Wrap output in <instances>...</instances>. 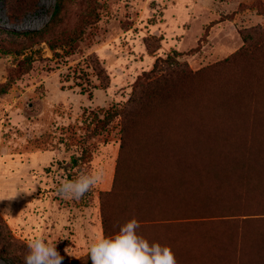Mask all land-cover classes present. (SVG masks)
Returning <instances> with one entry per match:
<instances>
[{"label":"rangeland","instance_id":"1","mask_svg":"<svg viewBox=\"0 0 264 264\" xmlns=\"http://www.w3.org/2000/svg\"><path fill=\"white\" fill-rule=\"evenodd\" d=\"M55 5L56 0H0V85L26 55L34 56L31 69L0 97V193L32 191L0 200V223L21 242L12 248L19 256L16 264H24L28 249L23 244L36 237L57 243L62 264H89L93 241L110 238L133 218L140 223L138 234L171 247L178 264H264L262 216L244 222L242 230L241 224L215 216L220 208L198 210V218L163 220L170 203L159 192L169 193L165 187L171 179L154 153L145 152L144 162L125 168L121 191L114 188L123 124L118 112L136 82L169 55L199 70L239 53L243 35L252 36L251 52L236 57L245 68L216 76L195 91L188 106L178 101L160 122L163 130L178 133L176 140L185 118L195 128L225 122L241 132L253 127L249 117L256 101L264 106V43L257 44L264 36V0H64L53 19ZM40 28L46 30L35 39L3 30ZM78 28L82 34L72 45L51 50L48 40ZM99 65L108 75L106 85ZM260 123L264 128L262 114ZM257 141V152L264 150V137ZM216 156L203 148L184 158L182 150L171 165L179 170L180 162L190 161L202 190L208 177L200 169L214 165ZM96 169L103 170L102 182L80 199L58 194L61 181ZM174 180L183 183L181 174ZM230 195L236 212L242 204ZM214 204L203 201L198 207ZM104 211L111 217L108 233ZM0 264L9 263L0 256Z\"/></svg>","mask_w":264,"mask_h":264},{"label":"trees","instance_id":"2","mask_svg":"<svg viewBox=\"0 0 264 264\" xmlns=\"http://www.w3.org/2000/svg\"><path fill=\"white\" fill-rule=\"evenodd\" d=\"M63 5L64 0H56L53 19L61 13ZM94 11L92 8L89 20L93 18ZM3 30L10 34L35 39L46 28L22 31ZM82 31L83 29L78 28L72 32L61 33L48 40V44L51 50L57 51L61 45H72L81 36ZM243 39L244 47L239 53L218 62L215 66L193 70L187 62H181L169 55L165 59L158 60L151 72L136 82L128 102L118 112L122 116L123 124L114 182L115 193L121 191L118 190L121 186L122 171L125 168H131L138 161L144 162V154L149 151L164 160L165 174H168L171 179L166 182L165 187L169 193L159 192L167 197V201L170 203L163 220L172 222L175 219L198 218V210L205 209L204 211L209 213L215 208H220L222 210L216 211L217 215L215 216L225 217L229 222L241 224L238 227L242 230V224L255 216L264 218V154L258 156L260 153H264V150L258 152L256 150L257 140L264 137V128L260 125V116L264 115V106L261 102L257 103L256 101L255 114H251L249 117L253 127L246 132H241L238 125L236 127L234 124L226 122L218 123L215 127L200 126L195 128L188 124L190 118H185L187 123L183 126L179 139L176 140L178 133L174 134L173 131L163 130V125L160 122L167 112L176 109L178 101H182L184 106H188L195 91L198 88L205 89L211 81L216 79V76H220L221 73L228 76V73L235 69L245 68L244 64L237 61L236 57L242 53H250L254 41L253 37L249 35H243ZM263 43L264 36L257 44L260 47ZM146 44L148 49H153L149 40L146 41ZM33 58L31 53L18 63L13 75L0 85V97L9 92L19 74L31 69ZM99 77L106 85L108 75L100 65ZM101 125L105 126V123L101 122ZM99 126L97 125V127ZM173 137L174 140H172ZM203 148L207 151H216L218 156H216L215 164L210 168L200 169L201 174L208 177V180L202 179V191L198 190V183L201 181L198 175H195L198 171L197 167H193L194 165L190 161L180 162L179 170L175 169L177 166L175 163L171 164L172 160L174 161L178 154L182 153V150L184 158H189L195 153H201ZM256 158L260 163L256 162ZM76 163L77 160L73 159L70 165L75 166ZM178 174L183 177V183L179 186L174 180ZM201 191L202 196L199 200L197 197ZM144 192V188L141 187L142 196H144ZM230 194L236 195L242 204L236 212L230 205V196H232ZM155 196L158 197L159 194L156 193ZM164 196L161 199L165 203ZM203 201H214L216 205L199 208L198 203H203ZM193 211L194 214H190ZM113 219L115 220V217ZM103 221L105 231L108 233L111 217L105 211ZM116 233H112L110 237ZM215 235L218 237L217 234ZM20 244L21 242L2 224L0 226V256L9 264H16L19 256L12 248ZM23 245L28 249L26 243ZM88 261L89 264H92L89 254Z\"/></svg>","mask_w":264,"mask_h":264},{"label":"clouds","instance_id":"3","mask_svg":"<svg viewBox=\"0 0 264 264\" xmlns=\"http://www.w3.org/2000/svg\"><path fill=\"white\" fill-rule=\"evenodd\" d=\"M102 180L103 170L96 169L74 180L61 181L57 192L62 198L78 200ZM21 193L31 195L32 191L23 189L7 197L0 193V200L14 199ZM139 227V221L133 218L121 225L114 236L94 240L89 249L92 264H178L171 247L150 243L138 234ZM56 245L43 237L34 238L28 244L24 264H62L64 257Z\"/></svg>","mask_w":264,"mask_h":264},{"label":"crops","instance_id":"4","mask_svg":"<svg viewBox=\"0 0 264 264\" xmlns=\"http://www.w3.org/2000/svg\"><path fill=\"white\" fill-rule=\"evenodd\" d=\"M60 222H61V221H60ZM60 224H62V223H60ZM60 224H59V223H56L57 226H60ZM62 225H63V224H62ZM63 228H64V226H63ZM64 261H65V260H63L62 263H64Z\"/></svg>","mask_w":264,"mask_h":264},{"label":"bare ground","instance_id":"5","mask_svg":"<svg viewBox=\"0 0 264 264\" xmlns=\"http://www.w3.org/2000/svg\"><path fill=\"white\" fill-rule=\"evenodd\" d=\"M175 148H176V147H175ZM175 148H174V149H175ZM162 182H163V181H162ZM165 191H166V190H165Z\"/></svg>","mask_w":264,"mask_h":264}]
</instances>
